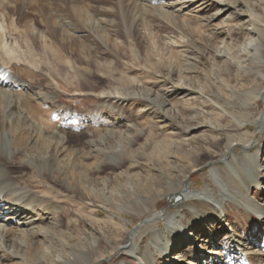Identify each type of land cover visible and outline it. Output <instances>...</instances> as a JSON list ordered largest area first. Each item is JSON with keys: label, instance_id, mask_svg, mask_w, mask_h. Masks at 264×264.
<instances>
[{"label": "rangeland", "instance_id": "374dc122", "mask_svg": "<svg viewBox=\"0 0 264 264\" xmlns=\"http://www.w3.org/2000/svg\"><path fill=\"white\" fill-rule=\"evenodd\" d=\"M9 2L0 25L27 31L14 35L20 55L8 73L22 84L19 94H34L44 112L37 118L53 125L38 126L42 135L25 125L23 149L13 150L9 134L17 130L1 124L10 177L49 207L24 227L33 234L27 248L8 242L0 264H64L73 253L89 254L90 264H264L263 215L225 199L220 210L198 207L184 216V203L166 193L180 180L194 191L208 188L219 156L230 158L226 145L243 132L245 142L260 145L250 152L264 166V133L252 123L237 129L232 119L245 112L251 120L264 108L254 99L264 88V40L251 24L264 25V0H136L128 13L118 0ZM38 30L43 38L32 40ZM241 151L237 145L234 155ZM255 174L245 193L264 213V169ZM135 199L148 202L138 215L126 212ZM151 217L153 227L133 239ZM131 243L137 252L127 251Z\"/></svg>", "mask_w": 264, "mask_h": 264}, {"label": "bare ground", "instance_id": "6f19581e", "mask_svg": "<svg viewBox=\"0 0 264 264\" xmlns=\"http://www.w3.org/2000/svg\"><path fill=\"white\" fill-rule=\"evenodd\" d=\"M22 1L23 3L27 4V6L30 7L35 4L36 0H22ZM120 1L122 2V6L119 7V10H124V11L126 10L125 12H127V10H129L132 7L133 3L131 2H134V1L136 2V0H123V1L118 0V3ZM140 1H144L146 2V4L147 2H150V0H140ZM192 2L193 0H187L188 4ZM9 4H10L9 0H0V9H3L4 13L7 15L11 13L10 11L11 8ZM174 4H175V0L174 2L168 3V5L170 6ZM77 12L81 17L82 16L85 17L83 11H81L79 8L77 9ZM253 16L255 18V15L252 14L251 17L253 18ZM2 20L4 21V19ZM251 22H252L251 24L253 26L254 31L258 34L260 33V35L258 36L262 38V40H264V25L256 22L255 19H252ZM4 24L2 23V25H0V100L5 101L4 104L2 103L3 110L0 107V162H4L0 164V217H2L1 215H4V214L6 215L4 218L0 220V250L2 249L6 251L7 249L6 244L8 242H10L11 245H14V244L16 245L17 243L20 246L22 245L24 248L25 247L27 248V245H26L27 242L25 243V241L26 239L28 241V239L31 238L33 234L28 233L24 227H27L28 225H31L33 222L39 220L40 218H36L34 216H39V212L42 210L48 209L49 205L48 204L46 205V202L43 199L34 195L32 191H30L27 187H20L19 185H17L10 177L9 172L11 170L9 171L10 165L8 166L9 164L8 158L10 156V150H9L10 140H8V138L6 140V137H7L6 135L9 133H7L6 130H5L6 134L2 132L1 129L3 128H1V124L5 122L10 128L12 127L16 128L17 131H15L14 133H10L9 136L12 139L13 150L15 149L21 150L23 149L22 147L24 145L23 143H21L22 141H20L23 136H21L19 129L23 128L26 125L29 128H31L34 132H36L37 134L42 135L43 133L41 131L42 129L39 130L38 126L41 127L42 125V127L47 131V129L52 127L53 123H52V120L48 118L42 117V120L37 118L39 116L38 115L39 113L42 114L44 112L42 111L41 107L38 106V104L33 103L34 94H32L31 91L27 93L28 95L24 94V97L22 96V94H19L21 93L19 89L22 88L21 87L22 84H20V82L17 80L18 77H16L17 76L16 74H15L16 76L14 77L12 76L13 74L8 73L9 65L11 61L13 60L17 61L18 55L16 54L18 53L20 55V52L17 50L19 48L16 47L17 41L14 35L23 34L25 32L24 30L26 29V27L23 26L21 27L22 28L21 29L20 27L16 26L15 29L11 30L10 32L9 30L8 31L6 30V29H9L8 28L9 26H6L7 27L6 28ZM127 24H129L128 21H127ZM62 28H63V25H60L59 29L62 30ZM43 33L44 32H42L41 30H38L35 33L33 32L31 33V37L33 36V38L31 39L37 40L38 38H43L44 36ZM261 57H262V53L257 52L256 61L260 64L262 63ZM12 71L14 70L12 69ZM27 71L29 73H25V74H27L29 77H33L34 73L30 71L29 68L27 69ZM259 71H262V70H259ZM23 72H21V74L19 73V76L22 77ZM263 79H264V74H262L261 80ZM26 96L29 98H27ZM254 99L256 100L261 99L264 105V88L258 91L256 95H254ZM4 111H6L5 115L3 114ZM244 113H238L236 116L235 115L232 116V119L236 123V128L247 130V127H246L247 124L249 125L252 123L256 125V131H259V133L263 134L264 133V108L258 113V115L255 118L251 120L248 119L247 114H244ZM4 117H6V120L4 119ZM55 134L53 133L51 135L49 134L50 135V136L48 135L49 140L50 138L55 137ZM40 135L38 136V138L39 140H42V136ZM245 137H247V133L243 132L241 134V138L237 139L236 141L235 140L231 141L230 143L228 142V144L226 145V151H228V154H230V158H226L227 154L224 156L223 155L219 156L220 158L219 161L221 162L222 167L219 171L216 170L218 175L214 173L215 174L214 183L209 182L207 184V186L209 187L210 186L213 187L214 184L216 185L218 184V187L215 188L214 186V189H213L211 187L207 188L206 186H204L202 189L200 190L196 189L194 191L189 186H187L188 184L187 185L184 184L185 180H180L176 187L175 186L172 187L170 185L166 186L167 194L173 195L175 199H178L180 201V203H184V206L182 207L184 216L190 215L192 212L196 211L198 207L209 208V209L210 207L213 209L219 208L220 210V207H222V205L226 201L225 199H237L241 204L244 205L246 209H253L251 210L252 212H255L257 214L264 216L262 209L257 204H252L246 197V193H245V190L248 189L250 185L257 184V174H255V172L258 170V168L264 169V166L262 167L258 160L259 152L258 151L253 152V153L250 152L252 148H258L260 145H258V143L255 142V139L253 138L245 142V139H244ZM46 141L48 140L46 139ZM237 145H242V151L239 157H236L234 155V150ZM29 164L31 166L38 165V159L35 158L34 160H31ZM45 171L48 174L52 173V170H49V169H45ZM235 186H237V189L235 188ZM147 204L148 202L145 204L143 200L135 199L134 205H131V208H127L126 212L133 214V215H138L140 212H142V210H145L147 208L146 207ZM173 217H174V214H172L168 219H171ZM153 220L154 218L152 217L147 218L143 223L139 224V226L131 234L132 238L134 239L135 237H138L145 228L146 229L152 228ZM16 221L17 223H15ZM14 223L17 226H16V229L13 230L12 229L13 226L11 224H14ZM170 229L176 230L173 227H171ZM171 239L172 238L170 236L167 238L169 245L171 244L170 243ZM158 240L161 241L159 238ZM179 244H181V242L180 243L172 242V246L174 247L179 246ZM155 247L158 248L157 245ZM14 248L15 246H11V250L9 251L12 252ZM163 248L164 247L161 248L159 246L158 250L163 251L162 250ZM137 250H138V246L134 243H131V245L127 249V251L132 252V253L133 252L135 253V251L137 252ZM12 253L15 254V251H13ZM142 253L143 254L141 255V258L139 257V259L145 263L148 262L151 257L150 249L146 248L145 252H142ZM89 256H90L89 254L82 255L81 253H73L72 256L63 263L64 264H90L89 258H88ZM181 257H184V256L176 257V259H180ZM198 264H203V263H198Z\"/></svg>", "mask_w": 264, "mask_h": 264}]
</instances>
